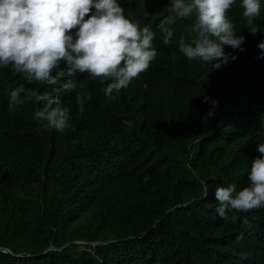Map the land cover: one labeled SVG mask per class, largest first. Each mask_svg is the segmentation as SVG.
<instances>
[{
  "label": "trees",
  "instance_id": "obj_1",
  "mask_svg": "<svg viewBox=\"0 0 264 264\" xmlns=\"http://www.w3.org/2000/svg\"><path fill=\"white\" fill-rule=\"evenodd\" d=\"M169 2L118 0L141 27L171 15L174 38L164 45L157 31V59L115 100L87 74L65 69L45 85L0 69V264H264V207L221 219L215 200L216 188L249 186L264 143V0L255 36L241 0L229 9L245 50L225 47L236 59L219 70L180 52L193 21L170 14ZM67 80L75 91L63 90ZM22 84L59 96L69 127L42 130L35 99L10 112Z\"/></svg>",
  "mask_w": 264,
  "mask_h": 264
},
{
  "label": "clouds",
  "instance_id": "obj_2",
  "mask_svg": "<svg viewBox=\"0 0 264 264\" xmlns=\"http://www.w3.org/2000/svg\"><path fill=\"white\" fill-rule=\"evenodd\" d=\"M237 0H170L168 12L179 19H192L195 38L189 43L183 36L179 50L189 60L199 59L219 70L236 59L225 52L242 47L245 37L238 35L227 13ZM243 17L255 36L260 27L254 21L261 13V0H241ZM88 19L85 20V17ZM172 16L162 20L154 30L152 25L130 21L118 0H0V69L11 67L29 83L56 85L64 77L87 74L91 80L101 78V89L109 100L127 89L141 73L157 59L154 46L157 31L163 44L174 38L170 27ZM75 30V31H73ZM264 57V42L257 45ZM66 69V73H65ZM65 91H75L77 83L67 80ZM41 103L33 119L42 130L63 132L69 127V109L59 96L52 97L24 85L9 94L8 110L15 112L26 101ZM82 112L84 99L77 94ZM204 97V102H209ZM205 119L214 115L218 101ZM129 129L130 121H124ZM260 154L253 159L248 172V187L237 190L236 184L215 189L216 212L227 219L229 211L257 210L264 207V143H257ZM8 252L7 250H5Z\"/></svg>",
  "mask_w": 264,
  "mask_h": 264
},
{
  "label": "built area",
  "instance_id": "obj_3",
  "mask_svg": "<svg viewBox=\"0 0 264 264\" xmlns=\"http://www.w3.org/2000/svg\"><path fill=\"white\" fill-rule=\"evenodd\" d=\"M4 252H6V251H4Z\"/></svg>",
  "mask_w": 264,
  "mask_h": 264
},
{
  "label": "rangeland",
  "instance_id": "obj_4",
  "mask_svg": "<svg viewBox=\"0 0 264 264\" xmlns=\"http://www.w3.org/2000/svg\"><path fill=\"white\" fill-rule=\"evenodd\" d=\"M81 243V242H80Z\"/></svg>",
  "mask_w": 264,
  "mask_h": 264
}]
</instances>
